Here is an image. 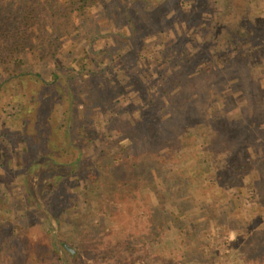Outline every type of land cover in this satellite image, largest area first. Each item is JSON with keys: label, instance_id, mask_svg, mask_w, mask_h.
Listing matches in <instances>:
<instances>
[{"label": "trees", "instance_id": "trees-1", "mask_svg": "<svg viewBox=\"0 0 264 264\" xmlns=\"http://www.w3.org/2000/svg\"><path fill=\"white\" fill-rule=\"evenodd\" d=\"M166 5L176 6L175 11H164ZM100 7L107 14L95 27L98 35L106 37L109 47L115 45L112 39L116 36L118 47L133 52L132 61L138 63L137 69L131 71L134 77L127 83L122 84L116 74L108 78L115 70L114 59L111 66H101L99 70L92 67L91 62H98L106 51L113 50L96 51L89 35L80 36L81 26ZM253 17L249 0H0V103L8 96V104L17 108L15 119L2 123L8 125L9 131L0 135L7 134L14 143H25L27 148L37 145L41 153L50 154L45 161L32 160L26 166L23 182L29 201L38 206L45 193L52 192L54 206L41 204V216L61 211L58 189L65 184V171L78 170L86 178L85 195L90 206L91 197L101 200L96 169L81 162V156L70 166L59 162L69 151L74 122L84 114L86 104L94 105L93 100L83 98L84 89L92 90L94 86L107 96L105 103L112 102V98L118 100L121 85L133 92L130 118L118 125L123 132L119 142L125 143L118 152H131L137 170L146 162L148 169L163 165L169 161L163 157L165 153L186 146H202L207 159L215 162L212 169L225 181L234 179L242 167L240 162L246 160H242L241 151H251L257 162L252 148L264 145V85L256 77L257 66L264 62V26ZM178 21H185L180 33L175 32ZM88 40L91 44L86 43ZM60 63L64 67L73 65L72 82L63 83L66 74L59 69ZM230 74L238 75L235 77L242 87L235 92L247 100H239L234 115L223 104L225 94L217 84L219 78ZM117 103L111 107L121 114ZM75 104L77 107L72 109ZM57 105L66 111L70 124L63 130L53 129ZM164 110L171 124L165 120ZM189 129L194 132L192 138L187 133ZM45 135L49 137L44 144ZM225 153L227 156L221 158ZM110 154L101 156L119 155L114 147ZM113 163L114 160L110 162ZM191 173L199 174V170ZM254 176L250 185L257 190L264 186V176ZM219 187L212 182L202 184L204 198L195 191L197 203L209 198L211 188L223 194ZM257 197L264 201V196ZM160 198L168 199L162 194ZM209 201L213 208V200ZM58 221L62 223L59 218ZM81 223L75 222L70 229L62 226L56 235L49 233L45 238L48 248H41L46 264H89L81 253L89 243L80 241L75 234L86 224ZM237 225L230 235L243 241L241 255L245 262L264 263V229L257 228L254 220H240ZM84 232L90 238L94 229L88 226Z\"/></svg>", "mask_w": 264, "mask_h": 264}, {"label": "rangeland", "instance_id": "rangeland-1", "mask_svg": "<svg viewBox=\"0 0 264 264\" xmlns=\"http://www.w3.org/2000/svg\"><path fill=\"white\" fill-rule=\"evenodd\" d=\"M249 2L253 19L264 26V0ZM107 3L110 4L111 1ZM175 8L176 6L166 5L164 11L173 12ZM189 9L186 11L187 15L191 13ZM106 14L104 8H98L87 23L81 26L80 36L89 35V39L93 40L92 44L90 40L86 43L89 42L96 51L103 48L113 50L110 53L106 51L98 62L93 61L91 64L99 70L101 66H111L114 61L115 72L110 71L108 78L116 74L124 84L134 77L131 71L137 69L138 63L133 62V52L130 54L128 49L118 47L116 36L112 39L115 45L109 47L106 37L98 35L95 27L101 25L99 22ZM184 25L185 21L179 22L175 26V32L183 31ZM261 40L264 42V36ZM67 55L68 53L65 57ZM63 64L60 63L59 69L62 72L64 69L67 77L64 76L63 83L68 84V80L73 81L75 71L72 64L69 67H64ZM257 71V80L264 85V62L257 66ZM235 76L238 75H226L219 78L217 83L225 94L223 104L230 108L232 115L239 106V100L241 103L247 102L246 98L235 92L242 87ZM102 85L107 84L103 82ZM119 88L120 93L116 95L118 100L112 98V102L108 103L104 102L107 96L97 86L92 90L84 89L83 98L93 100L94 105L86 104L84 114L81 113V117L74 122L75 131L70 129L72 135L69 138V151L59 161L63 166H70L81 156V162L98 171L101 200L99 202V198L91 197V206L85 195L86 178L78 170H70L65 171V184L58 189L60 204L57 205L61 207V211L41 216V204L45 207L54 206L52 192L47 191L44 201L41 198L38 206L29 201L23 182L27 176L26 166L32 160L45 161L50 158V154L41 153L37 145L27 148L25 143H14L7 134L0 135V264H46L45 256L41 254V248L49 246L45 238L50 232L58 234L64 222L63 228L66 229H70L75 222L86 223L75 234L80 241L89 243L81 251L89 264H247L245 257L241 255L243 241L232 237L230 233L240 220H254L257 228L264 229V201L257 200V196H264V186L253 190L250 185L254 175L259 177L262 173L264 176V145L252 148L257 162H254L251 151H241L242 160H246L240 162L242 167L234 175V179L227 181L212 169L215 168V162L207 159L202 146H186L182 149L175 147L163 155L169 159L167 163L148 169L146 165L149 162H146L137 170L133 167L131 152H118L125 144L119 142L123 138V132L118 125L129 120L128 108L133 106H129L133 104V92L125 85ZM152 88L156 91V85ZM116 101L123 112L121 114H117L111 107ZM261 104L264 108V96ZM72 107L75 109L77 104ZM164 112L165 120L171 124L168 113L166 110ZM16 114L17 108L8 104V96L3 97L0 103V132L9 131L8 125L2 123L14 120ZM53 119L54 130L70 127L66 111L60 106L56 108ZM191 129L187 131L190 138L194 137ZM48 137L45 135L43 138L44 144L48 142ZM112 147L120 154L116 157L104 156L105 153L110 154ZM50 149L53 150L52 147ZM102 154L104 155L101 156ZM226 156L225 153L221 158ZM113 160L114 163L110 164ZM194 170H199V174H192ZM211 182L215 187L220 186L224 193H219L218 188H211L208 191L209 198L198 204L195 191L204 198L200 187ZM161 194L168 199L161 200ZM209 200H213V208ZM208 213L211 215L208 216ZM58 218L62 221L61 224ZM85 218L88 219L87 222L84 221ZM88 226L94 229L90 238H86L88 234L84 232ZM11 232L14 234H10ZM233 233L237 231L234 230ZM41 241L44 243L39 245ZM262 263L263 261L257 260L252 264Z\"/></svg>", "mask_w": 264, "mask_h": 264}, {"label": "water", "instance_id": "water-1", "mask_svg": "<svg viewBox=\"0 0 264 264\" xmlns=\"http://www.w3.org/2000/svg\"><path fill=\"white\" fill-rule=\"evenodd\" d=\"M68 248H70L72 251H74V248L73 247H71V246H69V245H67V244H65Z\"/></svg>", "mask_w": 264, "mask_h": 264}]
</instances>
